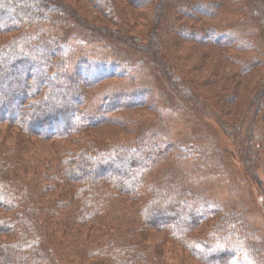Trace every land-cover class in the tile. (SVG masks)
Wrapping results in <instances>:
<instances>
[{
    "label": "trees",
    "instance_id": "obj_1",
    "mask_svg": "<svg viewBox=\"0 0 264 264\" xmlns=\"http://www.w3.org/2000/svg\"><path fill=\"white\" fill-rule=\"evenodd\" d=\"M87 1L115 25L124 19L122 3L126 15L143 9L138 15L144 33L134 35L132 23L125 30L85 27L60 0H0V37L10 36L0 44V127L4 140H13L0 143V264H169L167 258L178 255L199 264H264V239L237 213L206 197L213 184L196 190L159 166L169 150L190 159V148L179 152L172 138L153 129L129 144L82 135L101 118L89 108L86 85L73 76L83 55L69 31L86 30L134 49L158 67L172 92L200 111L192 83L172 60L181 39L198 45L219 40L213 27L187 20L213 17L220 5ZM235 1L241 25L228 44L249 47L257 40L264 52V0ZM250 33L251 39L243 36ZM253 88L247 105L257 120L264 113V71ZM228 101L216 99L214 123L237 145L240 167L250 174L262 144L251 133L239 136L240 124L223 121ZM35 141L53 142L50 159L29 156ZM151 233L162 239L152 245Z\"/></svg>",
    "mask_w": 264,
    "mask_h": 264
},
{
    "label": "rangeland",
    "instance_id": "obj_2",
    "mask_svg": "<svg viewBox=\"0 0 264 264\" xmlns=\"http://www.w3.org/2000/svg\"><path fill=\"white\" fill-rule=\"evenodd\" d=\"M60 1L80 16L85 27L95 25L125 30L128 23H132L134 35L144 33L139 25L142 17L138 15L144 12L143 9L134 8L126 15L128 7L122 3L124 19L120 25H115L87 0ZM187 1L192 6L198 2L207 7L220 5L213 17L198 14L187 20V25L213 27L220 32V38L216 37L219 40L198 45L181 39L172 60L177 65L180 63L184 81L192 83L196 107L201 110L172 92L158 67L141 58L134 49L86 30L81 34L69 31L68 38L73 39L79 54L83 55L80 65L73 66L75 74L72 75L86 85L89 108L96 112L95 118H101L95 119V124L82 135L100 142L129 144L150 129L167 134L176 142L170 140L179 152L190 148L195 154L183 161L175 150H169L159 166L180 176L190 188L199 190L213 184L206 197L237 213L264 239V113L253 120L254 111L247 105L255 90L253 87L264 71V52L258 48L257 40L249 47L242 45V48L228 44L241 25L235 0ZM78 26L75 25L77 29ZM65 32H59V37ZM243 36L251 39L254 35ZM9 38L0 37V44ZM192 47L193 51L190 50ZM232 86L233 89H229ZM187 95L189 97V92ZM217 98L229 100L223 107L226 113L220 115L223 121L240 124L239 136L251 133L262 144L250 174L243 173L240 167L242 158L236 150L237 145L232 144L214 123ZM205 117L210 121L205 122ZM3 133L4 126H1L0 143L12 145L13 140H4ZM53 152V142L35 141L29 156L50 159ZM234 173L240 177L235 178ZM232 182L236 185L241 182V187L234 190ZM161 239L162 234L151 233L148 240L154 245ZM167 262L199 264L188 255L169 257Z\"/></svg>",
    "mask_w": 264,
    "mask_h": 264
}]
</instances>
